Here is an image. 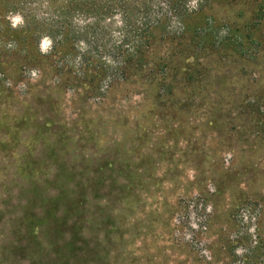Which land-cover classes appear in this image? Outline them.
Returning a JSON list of instances; mask_svg holds the SVG:
<instances>
[{
  "label": "rangeland",
  "instance_id": "374dc122",
  "mask_svg": "<svg viewBox=\"0 0 264 264\" xmlns=\"http://www.w3.org/2000/svg\"><path fill=\"white\" fill-rule=\"evenodd\" d=\"M241 10L244 15L237 19ZM217 13V20L238 25L250 19L247 7ZM5 20L13 28L22 24L15 13ZM49 45L43 38L39 51L47 53ZM10 49L0 52L8 66L0 72V250L26 251L18 242L33 245V233L42 234L40 223L30 232L20 222L32 218L30 209L40 206L45 185L46 196L55 195L50 181L60 174L59 158L70 164L86 159L92 171L90 192L96 191L103 156L113 147L119 151L115 159H129L137 182L126 203L131 207H111L116 209L111 214L126 222L116 219L98 228L102 243L106 236L111 240L121 234L115 243L120 259L127 258L128 264H175L178 259L185 264H264V130L255 120L236 116L240 108L249 112L248 102L253 105L264 93V56L258 65H226L231 76L240 77L229 82L237 93L234 105H225L224 93L190 85L169 98L170 110L149 114L151 95L144 90L126 94L132 90L127 85L102 102L82 103L74 91L56 88L57 80L43 71H26L20 79ZM212 75L224 73L215 69ZM218 96L225 98L221 118L213 117L211 109L213 101L221 103ZM180 100L189 106L181 108ZM88 196L90 206L97 203L95 194ZM10 232L18 242L7 240ZM257 237L261 244L255 251ZM67 240L61 241L60 252H75ZM82 248V253L91 252Z\"/></svg>",
  "mask_w": 264,
  "mask_h": 264
},
{
  "label": "trees",
  "instance_id": "16d2710c",
  "mask_svg": "<svg viewBox=\"0 0 264 264\" xmlns=\"http://www.w3.org/2000/svg\"><path fill=\"white\" fill-rule=\"evenodd\" d=\"M238 6L250 11V19L242 25L216 19L218 9ZM9 13L19 15V27L5 23ZM243 15L241 10L237 19ZM0 18V52L6 54L5 48L10 46L15 72H20L18 78L23 79L21 74L33 69L43 71L57 80L56 88L74 91L82 103L102 102L127 85L132 90L126 94L144 90L151 95L149 114L170 110L169 98L190 85L207 93L209 89L224 93L229 100L225 105H234L237 93L229 82L236 76H231L226 65L237 61L258 65L264 56V0H0ZM43 38L50 40L45 54L39 51ZM7 67L0 60V72H6ZM215 69L224 75H212ZM249 83L256 85L255 80ZM257 96L253 105L248 102L251 112L240 108L236 116L255 120L264 130V93ZM218 99L221 103L213 101L211 109L213 117L221 118L225 98ZM180 101L184 102H178L181 108L189 106ZM112 150L103 156L105 163L99 167L102 175L96 178L97 190L91 192L92 171L86 159L73 164L57 160L60 174L50 181L55 195L46 196L45 185L40 206L30 209L32 218L20 219L21 228L30 232L34 223H40L42 234L38 237L40 231H35L37 240L30 245L18 242L10 232L7 240L22 243L26 251L11 254L0 250V264L9 259H14L12 264H128L127 258L116 254L115 243L122 240L119 232L114 241L110 235L102 243L98 236V228L124 219L113 216L116 209L111 207L119 203L131 207L126 203L137 190L129 159H115L119 151ZM92 193L107 202L97 199L90 206L88 195ZM166 220L169 223V218ZM91 225L96 230L93 233ZM69 236L73 237L70 242ZM257 238L255 251L261 244ZM62 240H67L71 249L74 246L75 252H60ZM82 247L91 252L82 253Z\"/></svg>",
  "mask_w": 264,
  "mask_h": 264
}]
</instances>
